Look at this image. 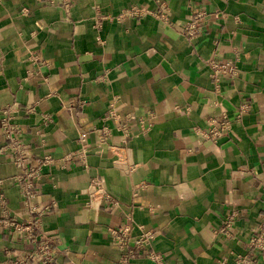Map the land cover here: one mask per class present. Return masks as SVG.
<instances>
[{
    "label": "crops",
    "instance_id": "1",
    "mask_svg": "<svg viewBox=\"0 0 264 264\" xmlns=\"http://www.w3.org/2000/svg\"><path fill=\"white\" fill-rule=\"evenodd\" d=\"M161 4L168 22L119 15ZM223 112L230 131L208 138ZM9 114L33 202L55 201L39 226L5 147ZM0 195L13 215L0 264H41L28 254L43 237L56 264H121L131 248L132 264H262L258 250L241 259L264 214V0H0ZM233 210L231 237L219 229Z\"/></svg>",
    "mask_w": 264,
    "mask_h": 264
},
{
    "label": "built area",
    "instance_id": "2",
    "mask_svg": "<svg viewBox=\"0 0 264 264\" xmlns=\"http://www.w3.org/2000/svg\"><path fill=\"white\" fill-rule=\"evenodd\" d=\"M169 11V6L166 4H161L160 8L157 10H151L146 6L132 5L128 8L121 11L120 16H134V17H143L147 14H152L157 17L162 18L166 22L169 21L167 13ZM206 14L205 11L199 12L194 15L191 19L186 22L184 26L185 34L192 39L201 29V25L199 23V18ZM213 76L216 79V87L220 86L221 76L226 72L225 66H220L219 64H213ZM245 106L240 107V112L238 116L241 115L242 111L245 110ZM116 117L120 119L119 116L114 112V107H112L107 117ZM123 128H126V124L122 121L120 122ZM232 127V120L228 117V115L223 112L222 118L213 117L208 120V126L203 129L201 132L207 136L208 138H212L214 140H218L221 136L228 133ZM2 130L3 136L5 138V147H9L11 154L13 156L14 164L21 168L22 172L18 179L21 183V193L23 195V199L25 204L29 207L31 213H35L37 217L30 219L31 224H35L37 226L40 225L39 217L44 214L45 211L50 210L54 205L55 201H51L49 204L39 207L36 203L33 202V198L36 196V188L33 184V178L37 175L36 170L28 165V152L26 146L22 143V141L18 137V132L20 131L19 124L12 120L11 115L9 114L6 117L2 118ZM71 154L65 156V158H70ZM0 204L3 207L2 214H0V225L4 222H10L13 218V215L10 214L7 207L6 197L4 195H0ZM237 211L233 210L230 212L223 220V226L219 229L220 231L226 232L228 236H233L231 231V226H233ZM19 227L22 226L21 223H18ZM25 227V226H23ZM125 229L122 232H118V230L113 229V240L116 243L125 244L127 242V234H125ZM150 237L152 235L147 234L145 238H140L136 242L140 245L147 244L150 241ZM260 251L262 264H264V214L260 222L254 227L251 236L248 239V253L246 257L239 258L243 261L251 263L252 260L249 258V254L254 251ZM151 257L155 258L157 261H161V257L154 252H151ZM135 256L134 249H128L125 251V256L122 259L121 264H132V257ZM29 258H36L41 262V264H56L55 258L51 251L50 240L47 237H43L40 241V245L37 250L28 254Z\"/></svg>",
    "mask_w": 264,
    "mask_h": 264
}]
</instances>
